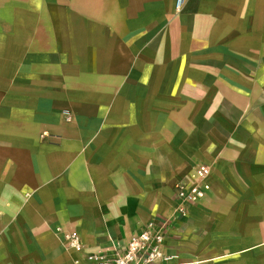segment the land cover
Wrapping results in <instances>:
<instances>
[{"label":"crops","instance_id":"1","mask_svg":"<svg viewBox=\"0 0 264 264\" xmlns=\"http://www.w3.org/2000/svg\"><path fill=\"white\" fill-rule=\"evenodd\" d=\"M169 217L167 264H264V0H0V264Z\"/></svg>","mask_w":264,"mask_h":264},{"label":"built area","instance_id":"2","mask_svg":"<svg viewBox=\"0 0 264 264\" xmlns=\"http://www.w3.org/2000/svg\"><path fill=\"white\" fill-rule=\"evenodd\" d=\"M69 120V116H66ZM210 167L205 163L196 164L190 175L179 179L173 186L176 202L175 215L185 217L188 208L203 199L210 190L208 176ZM171 218L159 224L148 223L131 234L124 245H116L111 252L100 251L86 256L94 264H167L168 256L163 250L164 239L168 235ZM60 229L57 228V231ZM64 244L76 252L82 250L78 234L75 231L62 232ZM75 263L78 260L74 261Z\"/></svg>","mask_w":264,"mask_h":264}]
</instances>
